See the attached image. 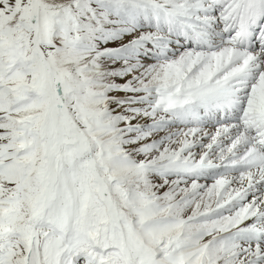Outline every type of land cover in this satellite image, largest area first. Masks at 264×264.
Wrapping results in <instances>:
<instances>
[{"label": "snow or ice", "instance_id": "1", "mask_svg": "<svg viewBox=\"0 0 264 264\" xmlns=\"http://www.w3.org/2000/svg\"><path fill=\"white\" fill-rule=\"evenodd\" d=\"M0 264H264V0H0Z\"/></svg>", "mask_w": 264, "mask_h": 264}]
</instances>
